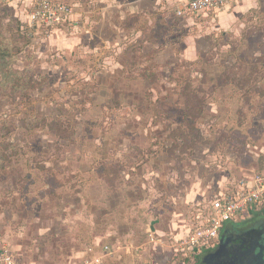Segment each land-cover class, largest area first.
I'll return each mask as SVG.
<instances>
[{
	"label": "rangeland",
	"instance_id": "374dc122",
	"mask_svg": "<svg viewBox=\"0 0 264 264\" xmlns=\"http://www.w3.org/2000/svg\"><path fill=\"white\" fill-rule=\"evenodd\" d=\"M3 2L0 246L29 263L72 264L112 227L111 209L98 206L122 183L118 159L153 146L172 163L206 161L210 174L264 171L263 155L249 167L264 147V5L226 24L213 13L181 17L173 33L160 27V48L120 52L122 68L111 50L57 48L48 36L60 27L33 23L36 7L12 17ZM228 223L264 226V200ZM145 227L117 231L139 243ZM227 237L224 228L218 239Z\"/></svg>",
	"mask_w": 264,
	"mask_h": 264
},
{
	"label": "crops",
	"instance_id": "0c3cea01",
	"mask_svg": "<svg viewBox=\"0 0 264 264\" xmlns=\"http://www.w3.org/2000/svg\"><path fill=\"white\" fill-rule=\"evenodd\" d=\"M57 1L71 4L74 10L63 24L56 26L60 28L52 29L48 39L61 49L78 46L86 50L95 46L97 49L111 50L109 63L114 61L122 68L125 62L118 57L120 52L126 50V53L133 54L137 50L146 52L150 47L160 48L165 43L164 37L159 38L156 35L161 30L160 27L173 33L181 17L187 16L183 22L189 24L195 21L194 16L206 18L213 13L215 19L226 24L234 19L231 15L241 17L250 9L264 5V0H235L220 8L179 15L178 9L184 8L187 0ZM3 3L9 7L12 17L17 19H21L25 8L37 6V0H4ZM176 43L175 41L174 44ZM100 64L104 65L101 61ZM147 140L150 141L151 138ZM201 148L204 154L209 152V148L200 146L195 151ZM254 154V160L250 159L253 162L249 167L259 164L260 156H264V147ZM121 157L117 161V164L120 163L117 175L122 183L110 196L106 193L105 196L102 194V200L98 199L102 201L99 209L103 210V201L106 203L105 209H111L112 221L109 223L112 227L101 235L94 236L88 247L73 257L72 264H82L89 256L90 246L104 244L112 249L107 264H197L196 259L199 256H188L187 251L175 252L176 242L187 237L201 222L207 204L218 197L235 196L244 189V181H252L253 173L249 171L233 177L224 169L210 174L206 161L201 164L197 158L181 164L172 163L155 146L146 151L135 154L133 152L125 158ZM67 205L64 203L60 209L63 216L59 222L63 226L67 225L64 211ZM102 214L101 212L100 215ZM122 224L146 226L143 240L138 243L135 234L117 231V227ZM13 252H18L23 264H33L18 250L13 249Z\"/></svg>",
	"mask_w": 264,
	"mask_h": 264
},
{
	"label": "built area",
	"instance_id": "2783aa9c",
	"mask_svg": "<svg viewBox=\"0 0 264 264\" xmlns=\"http://www.w3.org/2000/svg\"><path fill=\"white\" fill-rule=\"evenodd\" d=\"M235 0H187L184 8L177 13H197L212 8H220ZM73 14V7L57 0H37V6L31 13L33 23L45 27L63 24ZM244 189L235 196L218 197L206 205L201 222L187 237L176 242L175 252L187 251L190 255L200 256L219 243L222 230L230 221L240 218L243 213L254 210L264 200V173H256L252 181H244ZM155 241V238L152 237ZM89 256L82 264H107L112 254L109 245L90 246ZM196 258V257H194ZM0 264H23L18 255L9 246L0 248Z\"/></svg>",
	"mask_w": 264,
	"mask_h": 264
},
{
	"label": "flooded vegetation",
	"instance_id": "af4514ba",
	"mask_svg": "<svg viewBox=\"0 0 264 264\" xmlns=\"http://www.w3.org/2000/svg\"><path fill=\"white\" fill-rule=\"evenodd\" d=\"M228 224L225 226V229L226 227H228L232 238L236 236L235 238H238L237 243L240 244V246L237 247V251L235 253L236 262L233 259L232 261H234L236 264H261V258L260 256H258V254L263 247L262 242L264 240V228L262 226L243 227L239 224H237L238 226H236L235 224L232 225V223ZM243 244L247 247L246 252L241 249V246H243ZM216 247L206 250V252L200 256L197 264H206L205 261L207 256L209 258L208 264H229V260L232 257L230 256L227 249H221L219 252H217L216 256L211 254L212 256L209 257V254L213 252Z\"/></svg>",
	"mask_w": 264,
	"mask_h": 264
},
{
	"label": "water",
	"instance_id": "95a60500",
	"mask_svg": "<svg viewBox=\"0 0 264 264\" xmlns=\"http://www.w3.org/2000/svg\"><path fill=\"white\" fill-rule=\"evenodd\" d=\"M231 224V223H230ZM229 225V224H228ZM232 225H233V223H232ZM263 227L264 228V226H263V223H261L259 226H257V227ZM235 227V226H234ZM226 231L228 232V234H229V237H227V238H224V239H221L220 241H219V244H218V246L215 248V250L213 251V252H211L210 254H209V257L210 256H212V255H214V256H216L217 255V252H219L221 249H227L228 250V252H229V254H230V256L232 257V258H230V260H229V264H236L235 262H236V256H235V253H236V251H237V247H239L240 246V244L239 243H237L238 242V238H232V236L230 235V230H228V227H226ZM227 234V233H226ZM263 244V247L261 248V250L259 251V254H258V256H260V258H261V264H264V240H263V242H262ZM241 249L243 250V251H245L246 252V250H247V247H246V245H244L243 244V246H241ZM212 254V255H211ZM232 259L235 261H232ZM206 264H208V262H209V258H208V256L206 257Z\"/></svg>",
	"mask_w": 264,
	"mask_h": 264
},
{
	"label": "trees",
	"instance_id": "16d2710c",
	"mask_svg": "<svg viewBox=\"0 0 264 264\" xmlns=\"http://www.w3.org/2000/svg\"><path fill=\"white\" fill-rule=\"evenodd\" d=\"M251 211H252V210H251ZM254 212H255V211H254ZM255 213H256V212H255ZM254 218H256V217H254ZM254 218H252V219H254ZM250 219H251V218H250ZM199 258H200V257H198V260H199Z\"/></svg>",
	"mask_w": 264,
	"mask_h": 264
}]
</instances>
